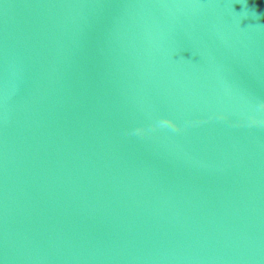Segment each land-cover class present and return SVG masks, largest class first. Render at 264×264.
Returning a JSON list of instances; mask_svg holds the SVG:
<instances>
[{
	"label": "water",
	"instance_id": "obj_1",
	"mask_svg": "<svg viewBox=\"0 0 264 264\" xmlns=\"http://www.w3.org/2000/svg\"><path fill=\"white\" fill-rule=\"evenodd\" d=\"M0 264H264V0H0Z\"/></svg>",
	"mask_w": 264,
	"mask_h": 264
},
{
	"label": "clouds",
	"instance_id": "obj_2",
	"mask_svg": "<svg viewBox=\"0 0 264 264\" xmlns=\"http://www.w3.org/2000/svg\"><path fill=\"white\" fill-rule=\"evenodd\" d=\"M164 123L165 124H171L172 122L171 121H165Z\"/></svg>",
	"mask_w": 264,
	"mask_h": 264
}]
</instances>
